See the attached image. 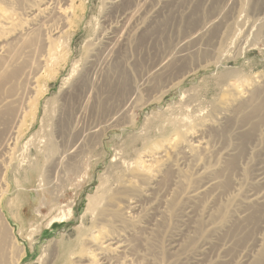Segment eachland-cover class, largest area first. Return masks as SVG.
Instances as JSON below:
<instances>
[{
  "label": "rangeland",
  "instance_id": "obj_1",
  "mask_svg": "<svg viewBox=\"0 0 264 264\" xmlns=\"http://www.w3.org/2000/svg\"><path fill=\"white\" fill-rule=\"evenodd\" d=\"M47 1L0 0V72L9 77L0 82V102L14 99L0 103V143L7 145L0 151V227L8 229V244L18 247L10 257L47 264L57 250V264H90L92 256L82 249L101 231L115 232L127 246L109 264H197L193 258L203 245L209 249L198 264L253 263L259 221L235 218L243 209L232 198H244L264 172V122L243 123L241 111L249 113L252 105L233 108L229 102L238 95L247 101L254 92L264 98V0H130L144 11L158 3L159 14L152 22L143 12L146 24L142 15L143 26L127 35L130 42L123 39L113 48L109 37L120 36L121 11L109 10V0H75L70 31L56 44L54 61L39 71L43 41L57 23L62 26L54 14L55 21L32 29L28 16ZM66 3L56 0L49 11ZM214 19L200 44L192 40L188 51L181 49L192 56L175 64L171 59L167 71L143 87L159 58L176 54L180 42ZM233 80L238 86L231 90ZM135 88L132 105L119 113ZM96 126L100 132L89 134ZM180 138L193 145L202 140L212 152L197 149L192 159L184 148L174 155ZM166 150L170 167L161 169L152 161ZM210 179L224 184L216 198L187 201L188 191ZM69 209L71 219L49 227ZM227 210L235 220L213 235ZM259 212L262 222L264 209Z\"/></svg>",
  "mask_w": 264,
  "mask_h": 264
},
{
  "label": "bare ground",
  "instance_id": "obj_2",
  "mask_svg": "<svg viewBox=\"0 0 264 264\" xmlns=\"http://www.w3.org/2000/svg\"><path fill=\"white\" fill-rule=\"evenodd\" d=\"M60 1V0H59ZM133 1V0H132ZM139 2V1H138ZM54 3L56 4V0H48L47 2H45L39 9H37V10H35L34 12H32L31 13V15L30 16H28V17H31V20H32V25H33V27H32V29H35V30H39V29H41L42 27L44 28V25L46 24V23H49V22H51V20H52V18H53V16H54V14H58L59 15V18H61V22L60 23H62V26L61 27H59V25L60 24H58L57 23V25H58V27L56 28V25L54 26V30H52V31H50V32H54L53 33V35H50L49 37L47 36V38L43 41V44H42V52H41V57H40V59H38L39 60V64H40V62H41V67H39V71L40 70H43L44 71V69L48 66V65H50V63H51V61H54V59H55V57L54 56H56L55 55V46H56V44H60V42H61V39L67 34V32H68V30L70 29V27H72L71 26V17H70V14L71 13H74V5H75V0H67V7H64L63 9H60V8H57L56 6L55 7H53L52 9H51V11H49L50 10V8H51V6L52 5H54ZM57 3H58V1H57ZM133 3V2H132ZM141 3H144V2H141ZM140 3V4H141ZM160 3V2H159ZM59 4V3H58ZM137 4V3H136ZM135 4V5H136ZM146 4V3H145ZM145 4H144V6H145ZM148 4V3H147ZM60 5V4H59ZM108 9L109 10H120L121 11V13H122V15H123V17L125 18H123V20H125V22L123 21V27H122V30H121V33H119L120 34V36L119 37H117L116 39L114 38V36H111V37H109V38H113L114 39V43H110V44H112V48H113V46H115V47H121V46H116L117 45V43L119 42V43H121L120 41L121 40H123V39H128V37H127V35H129L130 33H131V31L133 30V29H140L142 26H143V24L145 23L146 24V21H144L146 18H145V16L148 18L147 20L149 21L150 19H151V21H152V19H154V17L157 15V14H159V12H158V9L160 10V7H159V4L158 3H156V5H152L151 7V9L150 8H148V9H150V10H146V11H144L143 9H142V7H140V5L139 6H135V5H132L131 4V1L130 0H109V2H108ZM149 5V4H148ZM151 5V4H150ZM145 8V7H144ZM224 9V8H223ZM225 11V10H224ZM143 12H146L145 14L143 13ZM148 12V13H147ZM223 12V11H222ZM145 15H143V14ZM219 13V12H218ZM217 13V14H218ZM144 16L143 18L141 17V16ZM221 12H220V14L217 16V18H215L217 21L221 18ZM142 18L141 19V21L139 20V18ZM49 18H51V20H48ZM58 18V19H59ZM145 18V19H144ZM46 19V20H45ZM54 19H55V17H54ZM53 19V20H54ZM144 19V20H143ZM215 19H214V21H210V20H208L209 22H207V24L205 23V25L203 26V27H201V29L200 30H197L195 33H193L192 35L193 36H191V37H189V35L187 36L188 38L186 39L185 38V40H183L182 42H180L179 43V45H180V49H179V51H177V52H179V53H177L176 52V54H175V52L173 51V54H172V56L170 55V53H169V55H167V57L166 58H164V57H162V60L159 58V61L160 62H158V65L157 66H154V68L152 69L151 68V73L149 74V72L147 73V76H146V78L145 79H142V81L141 82H143V87L145 86H148V87H150L148 84H153V83H150V81H152L151 79L152 78H154V77H157L158 75H162V74H164L166 71H167V63H169V61L171 60L172 61V63H174V62H177V61H181V60H183L184 61V59L185 58H187L189 55H191V54H189V53H186L185 51H183V50H181L182 48H185V47H187V49H188V45H189V43L191 44V42H192V40H193V42L192 43H194V41L196 42V39L198 40L199 39V42L198 43H196V44H200V38H202L203 37V33H204V30L205 29H207L209 26H212V24L215 22ZM52 20V21H53ZM142 20L144 21L143 22V24H141V23H138L139 21L140 22H142ZM155 20V19H154ZM222 20V19H221ZM55 21V20H54ZM56 22H58V20H56ZM152 22H154V21H152ZM151 22V23H152ZM150 23V24H151ZM51 24V23H50ZM52 24H55V23H52ZM51 24V25H52ZM153 24V23H152ZM215 24V23H214ZM141 25V26H140ZM147 26H149V25H147ZM151 26V25H150ZM45 27H46V25H45ZM47 27H48V25H47ZM51 28H52V26H50ZM49 28V27H48ZM112 28V27H111ZM144 28V27H143ZM151 27H149L148 28V30L150 29ZM212 28V27H211ZM47 29V28H46ZM115 29V28H114ZM119 29H121V27L119 28ZM118 29V30H119ZM146 28H144V30H145ZM111 30V29H110ZM147 30V29H146ZM147 30V31H148ZM70 31V30H69ZM114 31H116V30H114ZM135 31V30H134ZM134 31H132L133 33H135V35H136V32L138 31H136V32H134ZM141 31V30H140ZM143 31V30H142ZM119 32V31H118ZM48 33V35H49V32H47ZM140 33H142V32H140ZM112 34V33H111ZM110 35V34H109ZM116 35V34H115ZM104 36V35H103ZM107 37V36H106ZM125 37H127V38H125ZM132 38V37H131ZM103 39V38H102ZM101 39V40H102ZM105 39V38H104ZM65 40V39H64ZM100 41V40H99ZM124 41V40H123ZM125 41H127V40H125ZM128 41H129V39H128ZM130 42V41H129ZM202 42V41H201ZM62 43V42H61ZM106 43V42H105ZM126 43V42H125ZM98 44V43H97ZM107 44V43H106ZM122 44H124V43H122ZM127 44V43H126ZM177 45V44H176ZM189 46H191V45H189ZM109 47V46H108ZM125 47V46H124ZM60 48V47H59ZM58 48V49H59ZM105 48H107V47H105ZM110 48V47H109ZM177 48V47H176ZM104 49V48H103ZM117 49H119V48H117ZM186 49V48H185ZM186 49V50H187ZM108 51L110 50V49H107ZM114 50V49H113ZM170 50V49H169ZM177 50V49H176ZM181 50V51H180ZM189 50V49H188ZM187 50V51H188ZM193 50H194V48H193ZM195 50H197L196 49V47H195ZM195 50H194V53H195ZM204 50V49H203ZM108 51H106V53L108 52ZM190 51H192V50H190ZM189 51V52H190ZM170 52V51H169ZM198 52V51H197ZM191 53V52H190ZM112 54H113V52H112ZM167 54V53H166ZM192 54H193V52H192ZM196 54V53H195ZM6 55H8V54H6ZM105 55V54H104ZM165 55V54H164ZM163 55V56H164ZM10 56V55H9ZM113 56V55H112ZM111 56V57H112ZM192 56V55H191ZM194 56V55H193ZM3 57V56H2ZM10 57H13L12 55L10 56ZM10 57H8V61L10 60ZM109 56H107V58H108ZM110 57V58H111ZM190 57V56H189ZM107 58H105V59H107ZM164 58V59H163ZM13 58H11V60H12ZM96 59V58H95ZM94 59V60H95ZM99 59V58H98ZM4 60L6 61V59L4 58ZM10 60V61H11ZM37 60V61H38ZM93 60V61H94ZM108 60V59H107ZM7 61V62H8ZM105 61V60H104ZM186 61V60H185ZM91 62V61H90ZM101 64H102V59H101ZM157 62V61H156ZM3 63H4V61H3ZM179 63V62H178ZM11 64V63H10ZM91 64V63H90ZM155 64V63H154ZM175 64V63H174ZM5 65H8V63L6 64L5 63ZM39 65V66H40ZM100 65V64H99ZM171 65V64H170ZM181 65V64H180ZM180 65H179V67H180ZM183 65V64H182ZM5 68H6V66H5ZM7 68H8V66H7ZM91 68H92V66H91ZM90 67H89V69H91ZM182 68V67H181ZM197 68V67H196ZM94 69V68H93ZM96 69V68H95ZM95 69L93 70V71H95ZM98 69V68H97ZM92 70V69H91ZM98 70H100V69H98ZM172 70V69H171ZM176 70H178V68L176 69ZM188 70V69H187ZM191 70V69H190ZM7 70H5V71H3V73L2 72H0V82H3V81H7L8 80V76H7V73L5 74V72H6ZM179 71H181V70H179ZM178 71V72H179ZM177 72V71H176ZM167 73H169V72H167ZM184 73V72H183ZM190 72H189V70L187 71V72H185L184 74H180L181 75V77H185L186 75H188ZM146 73H144V75H145ZM176 74V73H175ZM169 75V74H168ZM179 75V76H180ZM37 77V76H36ZM142 77V76H141ZM164 78H165V76H163ZM175 78V77H174ZM37 79H38V77L37 78H34V81L32 82V85H34L36 82H37ZM158 80V79H157ZM157 80H155V82H157ZM167 80V79H166ZM174 80V79H173ZM159 81V80H158ZM164 81V80H163ZM230 81V80H229ZM234 81V80H233ZM140 82V81H139ZM232 82V81H231ZM172 83V82H171ZM237 83L238 82H232L230 85H229V88H231V90H233V89H235L236 88V86H238L237 85ZM140 84V83H139ZM137 85H138V83H137ZM142 85H140L139 87H141L142 88ZM171 85V84H170ZM252 85V84H251ZM136 86V85H135ZM165 86V85H164ZM166 86H167V82H166ZM36 87V86H35ZM139 87H137V88H139ZM141 88H139V90L141 89ZM257 88H258V86H257ZM261 87H259V89H260ZM169 89V88H168ZM133 91L128 95V97H127V99L123 102V104H122V106H120V109L119 110H117L119 113H121V112H123V111H126L129 107H130V105H132V101H133V99L135 98L134 96L137 94V92L139 93V91H138V89H136L135 88V90L134 89H132ZM142 90V89H141ZM140 90V91H141ZM258 89H255L254 91H257ZM229 91V90H228ZM92 92V91H91ZM241 92V91H240ZM244 92V91H243ZM253 92V91H252ZM260 92V91H259ZM36 93V92H35ZM236 94H238V93H236ZM233 95V94H232ZM251 95H253V96H250V97H252V98H248L249 100H247V101H243L242 100V96L241 95H238V96H236V97H234V99L232 98V100H230V102H229V104L232 106V105H236V104H238V105H241L243 108H244V106H249L250 107V105H252L251 106V108H250V112L249 113H245V111H246V108L243 110V108L242 109H240V110H243V111H241V113H243V116H242V114H241V116H242V118H241V120L240 121H242L243 123H246V124H252L253 122V120L254 119H256V120H258V122L255 124L256 126L259 124V123H261V122H264V114H262L263 113V109H264V98H263V100L261 99V96H260V93H251ZM137 96V95H136ZM235 96V95H234ZM248 96V95H247ZM11 98H12V96H11ZM5 99L4 101H2V103H1V105H9V104H12L13 102H14V99ZM16 99V98H15ZM18 101V100H17ZM253 101V102H252ZM226 106V105H225ZM241 106H238V108L240 107L241 108ZM230 107V106H229ZM233 107V106H232ZM237 107V106H236ZM236 107H235V109H236ZM225 108V107H224ZM223 108V109H224ZM231 108V107H230ZM234 108V107H233ZM226 109V108H225ZM248 109V108H247ZM239 110V109H238ZM224 111V110H223ZM236 111V110H235ZM234 111V112H235ZM226 112V111H225ZM233 112V111H232ZM231 112V113H232ZM240 112V111H239ZM15 113V112H14ZM13 113V114H14ZM21 113H23V112H21ZM231 113H229V114H231ZM236 113V112H235ZM19 113H17V117L16 118H18L20 115H18ZM118 114V113H117ZM233 114V113H232ZM240 113H238V115H239ZM233 115H235V114H233ZM12 116L13 115H11V118H12ZM10 118V119H11ZM20 118V117H19ZM224 118V117H223ZM232 118V117H231ZM234 118V117H233ZM237 118V117H236ZM239 118V117H238ZM225 119V118H224ZM14 120V119H13ZM13 120H11V122H13ZM16 121H17V119H15ZM110 120H112V118L110 119ZM230 120V119H229ZM234 120V119H233ZM233 120H232V122H233ZM15 121V122H16ZM236 121V120H235ZM14 122V123H15ZM229 122V121H228ZM238 122V121H237ZM14 123H12L13 125H14ZM110 123H111V121H110ZM12 124H11V126H12ZM80 124V123H79ZM17 125V124H16ZM241 125V124H240ZM17 127V126H16ZM74 127L76 128V130L79 128V126L76 124V126L74 125ZM73 127V128H74ZM242 127V126H241ZM15 128V127H14ZM13 127H11L10 128V130H9V132H7L8 133V136L10 137L11 135H12V137H13V135L16 133L13 129H14ZM92 128V127H91ZM242 128H244V127H242ZM239 129V128H238ZM75 130V129H74ZM100 130H101V128L99 127V126H96V127H93L92 129H90V131L88 132L89 134H93V135H97L99 132H100ZM16 135V134H15ZM5 137H7V135L5 136ZM8 138V137H7ZM193 138V137H192ZM191 138V139H192ZM196 138V137H195ZM5 139V138H4ZM180 139H182V138H180ZM10 140V139H9ZM4 141V140H3ZM2 141V142H3ZM182 142H180V145H179V149L178 150H176L175 151V153H174V155L176 154H179V153H183V152H185V150H184V148H188L189 150H190V152H188V153H185V154H187V156L189 157V158H192V159H194V158H196V152H197V149H199V150H202V151H204L205 152V154L206 155H208L207 153H208V151H210V150H208L207 149V147L205 146V145H203V143L201 142V141H199V144L198 145H193V144H190V142H189V140L187 139V140H185V139H182L181 140ZM6 142V141H5ZM197 142V141H196ZM6 144L5 143H0V151H2V150H4L5 148H6ZM10 146V145H9ZM207 146H209V145H207ZM171 149V148H170ZM7 150V149H6ZM172 151L174 150V149H171ZM3 152V151H2ZM167 150H166V152H165V154H161L159 157H155L154 158V160L152 161V162H154V163H158V164H161V169L162 168H168V167H170V160H169V157L166 155L167 154ZM170 152V151H169ZM210 152H212V151H210ZM1 153V152H0ZM153 153V152H152ZM158 153V152H157ZM227 153V152H226ZM155 154V153H154ZM169 154V153H168ZM211 153H209V155H210ZM230 154V153H229ZM156 156H158V155H156ZM226 156V155H225ZM154 157V156H153ZM227 157V156H226ZM230 157H232L231 155L230 156H228V158H230ZM227 159V158H226ZM193 161V160H192ZM194 162H196V161H194ZM173 164V163H172ZM175 165V164H174ZM172 166V168L173 167H175V166ZM206 170H208V169H206ZM205 171V170H204ZM207 172V171H206ZM205 172V173H206ZM209 172V171H208ZM207 172V173H208ZM210 173H213V171H211ZM200 175V174H199ZM218 182H216L215 181V179H210L206 184H200L199 186H197V187H195L194 189H191L190 191H188L187 192V195H186V199H187V201H189L190 203L192 202H197V200L198 199H202L204 196H206V195H213L214 196V194H215V191H217L218 190V192L220 191L219 190V188L220 187H223L224 186V184H217ZM251 184V186L250 187H252V188H250V189H252V190H248V192L246 193L245 192V197L243 198L242 197V199H238V198H236V197H234L233 196V198H232V201H235L236 203L238 202L239 203V205H240V208H241V210H242V212H241V216L240 215H238V216H235V218L237 217H239V219L241 218V220L242 219H246V218H248V216H249V219L248 220H250V219H254V221H259V229H258V232H257V234H256V238H257V247H259V251L257 252V257L255 256H252L254 259H255V261H253V263H251V264H264V217L262 218V222H260V218L259 219H256L260 214V212H259V210H261V209H264V172H262V173H260L259 174V176H258V179H256L255 180V182H250ZM128 185H131V184H128ZM182 185V184H181ZM132 186H135V185H131V187ZM247 186H249V184L247 185ZM128 187H130V186H128ZM130 187V188H131ZM239 187V186H238ZM241 187V186H240ZM240 187H239V189H240ZM133 188V187H132ZM131 188V189H132ZM237 188V187H236ZM221 189V188H220ZM243 189V188H242ZM136 190V189H135ZM244 190H245V188H244ZM239 191V190H238ZM144 192V191H143ZM140 193V192H139ZM244 194V193H243ZM242 194V195H243ZM235 195V194H234ZM146 196H148V195H146ZM212 197V196H211ZM215 198H216V196H214ZM237 197H238V195H237ZM185 199V200H186ZM213 199V198H212ZM227 200H228V198H227ZM199 201H201V200H199ZM130 202V201H129ZM231 203V202H230ZM233 203V202H232ZM231 203V204H232ZM129 204V203H128ZM132 204V203H131ZM135 204V203H134ZM133 204V205H134ZM138 204V203H137ZM136 204V206H130L131 207V209H133V210H137L138 209V205ZM189 204V203H188ZM211 204V203H210ZM192 205V204H191ZM188 206V205H187ZM186 206V207H187ZM191 207V206H190ZM190 207H188V208H190ZM254 208H258V211H253L254 210ZM187 211L185 212V215L188 217V215H192V213H189V210L187 209V208H185ZM191 209V208H190ZM226 212H229L228 210L227 211H225L224 212V214L221 216L222 217V222L223 223H221V224H218L217 226H215V227H213V229H212V234L213 233H218L219 231H221L222 229H224V228H226V226H228V224H230L233 220H235L234 218H233V220L231 221L230 219H229V217H230V215L229 214H227ZM240 212V211H239ZM2 213V212H1ZM235 214V213H234ZM234 214H233V216H234ZM237 214H239V213H237ZM2 217H3V219L5 220V222H6V224L8 225V221H7V219L5 218V216H3L2 215ZM73 217V214H72V211H71V209H69V211L67 212V213H62L59 217H56V218H54V220H52V222H51V224L49 225V227H53L54 225H55V223H65V222H67V220H69V219H71ZM190 217V216H189ZM193 218V217H192ZM183 219H184V217H183ZM228 219V220H227ZM237 220V219H236ZM247 220V219H246ZM247 220V221H248ZM185 221V220H184ZM199 221V220H198ZM197 221V222H198ZM238 221V220H237ZM242 221H244V220H242ZM241 221V222H242ZM247 221H245V222H247ZM195 222V221H194ZM193 222V223H194ZM240 222V221H239ZM197 224V223H196ZM210 224V223H209ZM210 225H212V224H210ZM194 226V225H193ZM230 226V225H229ZM212 227V226H211ZM209 230H210V228H209ZM214 235V234H213ZM7 236H8V229L7 228H2V227H0V264H21L22 263V260L21 261H18V260H16V259H14V257L12 258V257H10V254H12L13 253V251H14V247H17V245L13 242V246H12V244L11 245H9L8 244V242H7ZM89 241V242H88ZM87 241V245H89V249L88 250H86V248H83L82 249V251H85V252H88L89 254H90V256H92V258L89 260V263L90 264H109L108 262H110L112 259H114V252L116 251V250H118L119 248H122L123 250H121V251H119L120 253H123V252H125L126 251V245H125V243L122 241V240H120V238H118V236H115V232H110L109 233V235H108V233L107 234H104V233H102L101 231H96V234L95 233H93V234H91L90 235V237H89V240ZM210 246V245H209ZM172 248V247H171ZM209 248H208V245L207 246H205V245H203V246H201V248H200V250L199 251H197V256L195 257V258H193V263H199L201 260H202V257L201 256H203L206 252H207V250H208ZM17 250H18V247H17ZM22 250H20V252H21ZM90 251V252H89ZM176 252V251H175ZM59 255H60V253L56 250H54V251H52L50 254H49V258H48V260H47V264H57V262H58V260H59ZM68 255V254H67ZM61 257V256H60ZM99 257V258H98ZM192 257V256H191ZM191 257H190V260H192L191 259ZM97 258V259H96ZM189 259V258H188ZM253 259V260H254ZM69 261H68V259H67V261H66V263H68ZM79 262H82V261H78V263ZM87 262H88V260H87ZM203 262V261H202ZM111 264V263H110ZM209 264V263H208Z\"/></svg>",
  "mask_w": 264,
  "mask_h": 264
}]
</instances>
